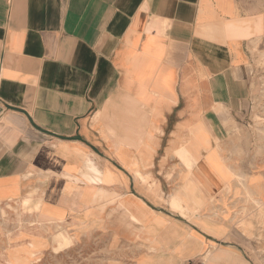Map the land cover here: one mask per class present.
<instances>
[{
    "label": "crops",
    "instance_id": "obj_1",
    "mask_svg": "<svg viewBox=\"0 0 264 264\" xmlns=\"http://www.w3.org/2000/svg\"><path fill=\"white\" fill-rule=\"evenodd\" d=\"M263 51L264 0H0V208L139 239L137 264H264L261 144L229 141Z\"/></svg>",
    "mask_w": 264,
    "mask_h": 264
},
{
    "label": "rangeland",
    "instance_id": "obj_2",
    "mask_svg": "<svg viewBox=\"0 0 264 264\" xmlns=\"http://www.w3.org/2000/svg\"><path fill=\"white\" fill-rule=\"evenodd\" d=\"M258 55L260 76L254 86V95L245 110L243 123L240 120L232 122L234 132L229 141L241 144L248 143L250 138L253 143L261 144L262 148L253 154L264 158V51ZM178 158L186 166L191 162L197 165L199 162L218 164L221 161L214 150L205 155H195L181 148ZM216 172L222 175L221 170ZM198 185L193 182L187 184L183 188V195L178 194L171 199V209L190 218L194 205H197L192 199L196 197ZM122 232L125 234L126 231ZM138 242L139 239L117 240L110 231L82 232L64 224L43 226L34 220L32 212L26 208L15 205L0 208V264H137L140 256L147 254L145 247ZM206 257L203 258L207 264Z\"/></svg>",
    "mask_w": 264,
    "mask_h": 264
},
{
    "label": "built area",
    "instance_id": "obj_3",
    "mask_svg": "<svg viewBox=\"0 0 264 264\" xmlns=\"http://www.w3.org/2000/svg\"><path fill=\"white\" fill-rule=\"evenodd\" d=\"M182 264H206L205 263V259L202 258V257H199L197 259H194V260H190V261H186Z\"/></svg>",
    "mask_w": 264,
    "mask_h": 264
},
{
    "label": "bare ground",
    "instance_id": "obj_4",
    "mask_svg": "<svg viewBox=\"0 0 264 264\" xmlns=\"http://www.w3.org/2000/svg\"><path fill=\"white\" fill-rule=\"evenodd\" d=\"M177 71V70H176ZM148 92V91H147ZM170 100V99H169ZM189 165V166H188ZM187 165V167L188 168H190L191 166H194L195 165V163H193V162H191V163H189ZM130 216L132 217V219L134 220V221H137V222H139L140 221V219H138L137 217H135V216H132L131 214H130ZM141 222V221H140Z\"/></svg>",
    "mask_w": 264,
    "mask_h": 264
}]
</instances>
